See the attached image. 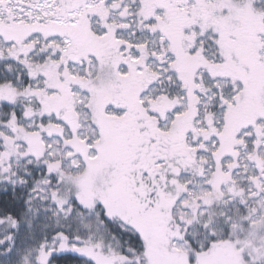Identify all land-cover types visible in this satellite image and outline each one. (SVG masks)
Returning <instances> with one entry per match:
<instances>
[{
    "label": "snow or ice",
    "instance_id": "6c2138e0",
    "mask_svg": "<svg viewBox=\"0 0 264 264\" xmlns=\"http://www.w3.org/2000/svg\"><path fill=\"white\" fill-rule=\"evenodd\" d=\"M0 264H264V0H0Z\"/></svg>",
    "mask_w": 264,
    "mask_h": 264
}]
</instances>
